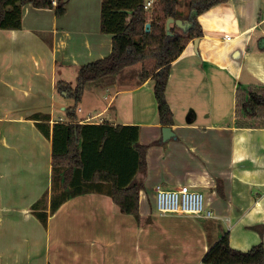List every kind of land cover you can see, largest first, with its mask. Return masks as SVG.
<instances>
[{"label":"crops","instance_id":"obj_1","mask_svg":"<svg viewBox=\"0 0 264 264\" xmlns=\"http://www.w3.org/2000/svg\"><path fill=\"white\" fill-rule=\"evenodd\" d=\"M98 1L94 18L100 22ZM88 3L78 4L81 25L90 23ZM187 3L177 0L176 8L186 11ZM260 7L261 0H228L198 16L203 35L196 48L189 41L171 64L166 100L174 137L163 141L154 82H139L140 63L111 80L88 83L77 104L58 83L74 87L54 81L57 62L65 64L72 48L95 59L108 55L110 34L100 25L75 30L80 39L66 29L62 34L54 8L23 6L21 28L0 29V93L7 107L0 114V264H203L209 247L225 233L233 249L264 247V120L239 127L234 113L237 87H264ZM56 95L62 104L55 103ZM63 98L70 101L64 105ZM71 122L128 126L124 136L149 145L146 175L134 177L143 182L138 219L113 203L111 183L82 182L92 168L107 163L88 139L85 152L93 155L88 171L75 170L71 177L86 192L50 211L53 126ZM94 130L101 129H87ZM112 145L124 150L126 159L130 150L132 159L131 144L122 136ZM157 185L201 191L213 216L155 212ZM44 212L45 225L37 215Z\"/></svg>","mask_w":264,"mask_h":264},{"label":"trees","instance_id":"obj_2","mask_svg":"<svg viewBox=\"0 0 264 264\" xmlns=\"http://www.w3.org/2000/svg\"><path fill=\"white\" fill-rule=\"evenodd\" d=\"M55 1L56 4L53 5L51 0H0V29H20L22 7L27 4L40 9L54 8L56 17L63 16L65 1ZM226 2L228 0H188L186 11H178L177 0H154L148 9L144 8L145 0H102L100 29L112 36L111 51L105 57L79 68L75 88L71 89L59 82V89L67 92L77 104L88 83L115 76L124 68L140 63L141 68L137 74L139 82L147 79L154 82L153 94L160 125H173V113L166 100L171 64L180 56L189 41L203 35L198 16ZM168 18L181 19L188 26L181 29L172 24L170 34H167L165 23ZM146 24H150L148 31L145 29ZM235 101L234 113L239 127L249 126L250 119L264 120L263 86H248L246 89L237 87ZM126 127L128 126L80 125L72 122L53 126L50 200L52 213L69 198L86 192L84 188L87 187L71 177L75 170H82L83 173L88 171L89 156H93L85 152V141L88 139L92 147L94 146L97 157L107 163L105 167L92 168L89 179L82 178V182L111 183L113 203L122 212L139 218L138 192L143 187L141 179L146 175V151L149 145L138 143L136 138L130 141L128 136L122 134ZM92 128L101 130L87 131ZM121 136L131 144L132 159L130 150L126 159L125 151L112 145ZM138 172L142 178L137 182L134 177ZM43 200L45 196L32 209ZM37 215L45 225L46 213ZM202 263L264 264V247L259 243L247 251L233 249L229 245L228 233H225L209 247Z\"/></svg>","mask_w":264,"mask_h":264},{"label":"rangeland","instance_id":"obj_3","mask_svg":"<svg viewBox=\"0 0 264 264\" xmlns=\"http://www.w3.org/2000/svg\"><path fill=\"white\" fill-rule=\"evenodd\" d=\"M184 1L185 0H181V2H184ZM86 2H89L88 4L91 5L90 15L87 17L89 19L90 23L87 26L79 24V21L83 18V16H81V14H79L82 12V8H78V4L86 3ZM68 4H69V6H68ZM67 6H68V12H67L66 16L63 15L64 17L61 16L58 18L54 14V20H55V23L57 25V29L60 30L62 34L64 33L62 30L66 29V30H68L69 33L72 32V34L74 36H77L80 39L82 34H80L79 32L77 34H75L74 33L75 30L84 31L87 29H93L94 27L100 25L98 16H96L94 18V9L98 12L100 9V2L98 0H67ZM259 13H260V17L264 16V0H261V7H260V9H258L256 15L258 14L257 16H259ZM252 19L253 18H251V20ZM46 20H47L46 22H49V18H47ZM48 24L50 26V23H48ZM187 26H188V24H187ZM229 32H231V31H229ZM75 48H77V47H75ZM71 50H73V51H70V54H71L69 56L70 58L67 59L65 64H63V62L61 60L57 62L58 70L54 73V81L57 83L60 80H64V81H67L72 87L75 88L76 76H77L79 68L82 65L93 62L97 59H95L96 57H93L95 55L87 57L86 55H82L81 52H80L81 54L77 53L78 51H76L74 48H72ZM77 54H80L81 56H77ZM85 56L87 58H84ZM74 57H76V60H73ZM249 57H248V60H249ZM61 64H62V66H64L63 67L64 70L60 69ZM136 67H137L136 65L130 66L129 71H134L136 69ZM260 74L264 75V72L260 71ZM121 75L122 74H120L119 77H121ZM46 78L49 82L50 81L49 74L47 75ZM111 79H112V77L104 78V80H111ZM95 83H97V82H95ZM4 99H5V97L3 95H1V93H0V114H2V110L7 108L4 105ZM54 99H57L56 100L57 102L54 101L55 103L62 104V103H60V99L57 98V95L54 97ZM63 101H64L63 104L66 105L70 100L68 98H65V99L63 98ZM82 105H83L82 107H84V104H82ZM230 105H231V103H230ZM230 105L227 107V110H229L231 108ZM176 115H177V118H179V119L183 118V115L181 112H179V113L177 112ZM153 207H154V211H155V202L153 203Z\"/></svg>","mask_w":264,"mask_h":264},{"label":"built area","instance_id":"obj_4","mask_svg":"<svg viewBox=\"0 0 264 264\" xmlns=\"http://www.w3.org/2000/svg\"><path fill=\"white\" fill-rule=\"evenodd\" d=\"M55 5L56 1L51 0ZM153 1L145 3L144 8L151 7ZM155 210L160 214L176 213L196 217H212V211L207 207L204 194L187 185L170 190L157 185L155 187Z\"/></svg>","mask_w":264,"mask_h":264},{"label":"water","instance_id":"obj_5","mask_svg":"<svg viewBox=\"0 0 264 264\" xmlns=\"http://www.w3.org/2000/svg\"><path fill=\"white\" fill-rule=\"evenodd\" d=\"M172 23L177 25L181 29H186L187 28V23H185L183 20H181V19L174 20L173 18H168L166 20V23H165V29H166V33L167 34H170L169 29H170V24H172ZM149 27H150V24H146L145 25L146 31L149 30ZM197 43H198V38H195L193 40V44H194L195 48L197 46ZM161 134H162V140L163 141H166L169 138L174 137V133L172 132L170 127H162L161 128Z\"/></svg>","mask_w":264,"mask_h":264}]
</instances>
